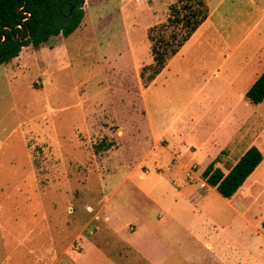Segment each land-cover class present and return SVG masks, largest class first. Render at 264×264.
Instances as JSON below:
<instances>
[{"label":"rangeland","instance_id":"obj_1","mask_svg":"<svg viewBox=\"0 0 264 264\" xmlns=\"http://www.w3.org/2000/svg\"><path fill=\"white\" fill-rule=\"evenodd\" d=\"M173 1L84 0V16L72 33L21 46L0 64V264H73L71 253L81 250L79 241L94 225L88 223L91 207L107 196V206L137 211L154 205L146 191L160 199L170 189L202 194L200 187L210 189L203 194L216 217L198 225L210 248L182 241L187 264H264L261 185L239 190V198L253 192L234 200L239 216L200 175L231 132L216 125L228 106L251 117L236 125L215 165L226 172L252 133L264 153V104H247L237 95L238 82L223 85L222 97L210 93V83L201 88V67L193 62L198 54L187 47L179 59L191 68L184 70L186 79L171 84V100L149 101V116L142 107L139 71L152 62L147 29L164 21ZM205 2L210 9L218 0ZM263 10L264 0H226L214 15L236 20ZM262 64L263 57L242 73ZM158 133L169 141L167 150L150 148ZM176 205L190 217L182 197Z\"/></svg>","mask_w":264,"mask_h":264},{"label":"crops","instance_id":"obj_2","mask_svg":"<svg viewBox=\"0 0 264 264\" xmlns=\"http://www.w3.org/2000/svg\"><path fill=\"white\" fill-rule=\"evenodd\" d=\"M225 1L218 0L213 8L209 9L208 7V15L204 21L179 50L168 59L161 71L139 89V98L144 104L142 107L146 109V116L150 115L149 101L167 102L171 100L174 90L171 84H174L178 79L180 81L186 79L185 74L187 73L184 70L188 71L192 63L185 66L187 69L183 68L182 62L184 61L179 59V56L182 57L187 47L192 48L193 53L198 54L196 58L194 57L193 62L197 61L201 67L200 77L197 81L201 83V88L210 83L209 88L212 89L210 93L214 97H222L225 95L223 93H226L221 89L223 85L227 89L228 86L238 82L241 84V88L237 95L245 100L244 92L264 70V64H262L259 71H256L257 66H254L253 70L242 73V70L250 62L255 60L259 62L262 57L264 58L262 55L264 52V10L255 17H238L236 20L227 14L218 13L217 15L216 13L214 15ZM208 58L214 60L204 61ZM207 65L209 68L206 69L204 66ZM218 90L220 91L216 92ZM211 94L203 95L202 100L208 101ZM245 102L249 104L246 100ZM263 104L264 100L259 105H249L258 108ZM250 117L238 116L234 109L230 106L226 107L216 125L217 128L228 126L231 128V132L227 135V140L217 147L216 154L211 156L207 163L217 157L218 152L234 140L237 132L236 125L245 123ZM249 138L251 140L244 146L241 154L248 147L254 145L258 137L252 133V135L248 134L246 140ZM158 146L163 150H167L169 147V141L159 133L154 136V140H151L150 148L154 149ZM261 154V161L243 184L230 198H224L226 205L239 216H244V214L241 209L237 210V203H234V200L237 198L238 200L248 199L247 195L253 194V192L247 191L244 198H239L236 196L239 190L251 183L260 184L259 190H264V176H262L264 175V153L261 152ZM258 168L259 172L256 173ZM202 183L204 182L202 181ZM204 188L206 187H200L199 192L202 194H196L192 190L189 191L190 193H184L185 191L182 193V191L170 189L169 194L166 193L165 196L162 194L160 199L153 198L146 191L154 205L147 210L137 211H129L123 207H109L106 205L107 196L104 203L96 205L95 208L91 207L90 212L94 211V214L89 218L88 223L93 222L94 225L89 229V233L79 241L81 250L71 253L70 262L73 264H187L189 257L188 252L182 249L183 240L186 242L201 241L205 247L210 248V243L205 238L202 239L201 232L198 230L199 223L203 219L213 221L215 216L214 209L209 208L204 198L205 194H203L204 190L207 192L210 189ZM255 188L254 185V192L258 190ZM167 196L172 197V202L175 204L169 203L165 198ZM178 196L183 198L182 207L184 210L191 213L189 218L184 217L181 212L176 210Z\"/></svg>","mask_w":264,"mask_h":264},{"label":"trees","instance_id":"obj_3","mask_svg":"<svg viewBox=\"0 0 264 264\" xmlns=\"http://www.w3.org/2000/svg\"><path fill=\"white\" fill-rule=\"evenodd\" d=\"M78 3L82 7H75ZM83 4L84 0H0V64L16 57L21 46L38 47L54 36H68L84 16ZM71 6L73 8L69 11ZM207 15L205 0H174L168 5L164 21L147 29L152 62L143 65L139 71L143 84L161 71ZM20 37L26 38L21 40ZM243 97L253 106L264 100V70ZM261 159L259 149L251 145L226 172L215 165L216 157L200 175L204 183L213 187L221 197L230 198ZM260 226L264 231V217Z\"/></svg>","mask_w":264,"mask_h":264},{"label":"water","instance_id":"obj_4","mask_svg":"<svg viewBox=\"0 0 264 264\" xmlns=\"http://www.w3.org/2000/svg\"><path fill=\"white\" fill-rule=\"evenodd\" d=\"M75 7H82V4H79V3H78V4L75 5ZM72 8H73V6H71V7L69 8V11H71ZM25 38H26V37H25ZM25 38L20 37L21 40H23V39H25Z\"/></svg>","mask_w":264,"mask_h":264}]
</instances>
